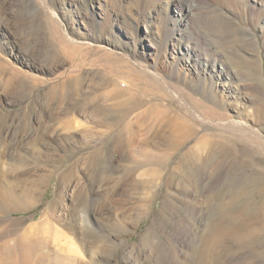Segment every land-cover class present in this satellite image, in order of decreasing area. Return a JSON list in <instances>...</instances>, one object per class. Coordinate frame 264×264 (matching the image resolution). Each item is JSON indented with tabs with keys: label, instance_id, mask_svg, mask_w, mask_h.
Segmentation results:
<instances>
[{
	"label": "rangeland",
	"instance_id": "rangeland-1",
	"mask_svg": "<svg viewBox=\"0 0 264 264\" xmlns=\"http://www.w3.org/2000/svg\"><path fill=\"white\" fill-rule=\"evenodd\" d=\"M258 174L264 0H0V246L39 247L8 264H264V194L227 193Z\"/></svg>",
	"mask_w": 264,
	"mask_h": 264
},
{
	"label": "bare ground",
	"instance_id": "bare-ground-1",
	"mask_svg": "<svg viewBox=\"0 0 264 264\" xmlns=\"http://www.w3.org/2000/svg\"><path fill=\"white\" fill-rule=\"evenodd\" d=\"M69 109L70 108H68V110ZM94 110L97 111L98 114L100 112H106V115L104 117H99V119H98V122L99 123L98 124L107 125L110 128H113L115 126V122L116 121H120V123H122L121 121H123L124 117L129 112L128 108H122V109H119L118 110V114L119 115H112V114H110L108 112L114 113L116 110L114 111V110H111V109H107V108L102 107L100 105H94ZM207 113H209L211 115H215L216 114L212 110V108L211 109L209 108L207 110ZM172 125H173V123H172ZM173 126H174L173 128L171 127L170 133L167 134V135L164 134V137L163 138H164L165 144L169 148H171L172 151L177 152L178 150L181 149V146L184 143V137L186 136V133H185V130L182 129V123L180 125H176L175 124ZM157 134H156V136H157ZM159 134H161V133L159 132ZM126 141L127 140L123 137V135H120L118 138L115 139V141L112 142V144L113 145H116V146L124 147L127 144ZM223 144H225V141H223L221 143L222 146H223ZM218 148H221V146H218ZM119 151H121V150H119ZM104 160H105V157L104 156H101L99 154L96 155L95 161L99 165H101ZM259 174L258 175H254L252 177L244 178V180H242L238 186L233 187L232 189H230L227 192L228 195H230L232 198H235V197H238L239 198V196H242L243 194H246V193H250L251 191L254 194L255 193H258L260 195H263L264 194V174H262V175H259ZM249 187H252V189H250ZM71 228L74 230V232L76 234H80V233L83 234V236L85 238H87L90 241V243L91 242L92 243H95V239H96V236H95L96 235V232H95V230L90 229L88 227L89 229L88 228H85V229H82V231H80V228L77 226V223L75 221L74 222H71ZM215 228L216 227H212V228L209 229L208 233L206 234V238L207 239H217V238H220V237H222L227 232V229H225V228L224 229H222V228H216L215 229ZM6 232H7L6 229H4V230L2 229V231L0 232V237L1 236H4L6 234ZM22 244H24V245L21 247L20 250L23 253H20V254H17V255H12V254H10L11 253V248L13 250H16V246H12L11 247L8 244L7 241H3V243H1V246H0V250H1V253H0V264H8L10 261L15 260L16 257H18L20 259H23L24 261H29L31 259H34L35 260V258H34L35 253L34 252L35 251H39L38 244L37 243L25 244L24 241H23V239H20L18 246H20ZM77 250L78 249H76L75 247H74V249L72 248V252H76L77 253L78 252ZM62 258H63L62 253H60V252H54L53 250H47L46 249V251H43L42 253H40L39 259L37 261H35L36 262L35 264H42V263H44L46 261H48L49 264H61L62 263ZM52 260L54 262H52Z\"/></svg>",
	"mask_w": 264,
	"mask_h": 264
}]
</instances>
